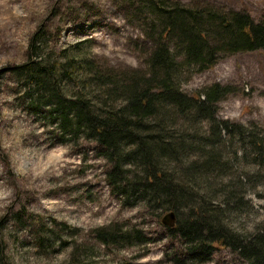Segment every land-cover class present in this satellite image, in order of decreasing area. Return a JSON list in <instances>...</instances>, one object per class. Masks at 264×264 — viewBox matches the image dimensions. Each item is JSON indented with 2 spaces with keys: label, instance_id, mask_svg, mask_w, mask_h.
I'll return each instance as SVG.
<instances>
[{
  "label": "rangeland",
  "instance_id": "obj_1",
  "mask_svg": "<svg viewBox=\"0 0 264 264\" xmlns=\"http://www.w3.org/2000/svg\"><path fill=\"white\" fill-rule=\"evenodd\" d=\"M130 1L0 0V264H247L220 246L207 262H190L184 243L167 236L143 201L125 204L112 192L97 143L62 137L45 101L27 93L14 72L29 61L73 57L110 74L142 68L147 46ZM201 1L264 15V0ZM214 83L232 87L217 102V119L264 131V49L221 57L180 88L193 94ZM74 90L64 86L67 95ZM226 139L224 179L257 169ZM245 192L240 214L226 219L237 231L264 223V179ZM99 231L132 234L106 243Z\"/></svg>",
  "mask_w": 264,
  "mask_h": 264
},
{
  "label": "trees",
  "instance_id": "obj_2",
  "mask_svg": "<svg viewBox=\"0 0 264 264\" xmlns=\"http://www.w3.org/2000/svg\"><path fill=\"white\" fill-rule=\"evenodd\" d=\"M133 16L147 46L142 68L110 74L88 57H73L29 61L14 72L27 93L45 101L62 137L97 143L106 181L125 204L143 201L157 219L175 212L166 234L184 243L190 262H207L220 246L247 264H264V223L237 231L226 222L240 214L246 185L264 179V131L216 118L231 86L214 83L193 94L180 88L221 57L263 50L264 15L201 0H136ZM67 83L75 89L70 95ZM226 137L259 170L224 179L231 166L221 150ZM131 234L97 236L107 243Z\"/></svg>",
  "mask_w": 264,
  "mask_h": 264
},
{
  "label": "water",
  "instance_id": "obj_3",
  "mask_svg": "<svg viewBox=\"0 0 264 264\" xmlns=\"http://www.w3.org/2000/svg\"><path fill=\"white\" fill-rule=\"evenodd\" d=\"M175 219H176L175 212L170 211L162 216L161 222L164 226L172 227L175 224Z\"/></svg>",
  "mask_w": 264,
  "mask_h": 264
}]
</instances>
